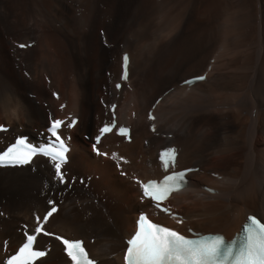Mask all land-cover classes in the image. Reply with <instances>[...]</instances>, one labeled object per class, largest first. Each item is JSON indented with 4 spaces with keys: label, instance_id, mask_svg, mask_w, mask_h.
<instances>
[{
    "label": "bare ground",
    "instance_id": "6f19581e",
    "mask_svg": "<svg viewBox=\"0 0 264 264\" xmlns=\"http://www.w3.org/2000/svg\"><path fill=\"white\" fill-rule=\"evenodd\" d=\"M28 41L36 45L17 50ZM125 52L130 82L116 93ZM205 72V82L180 85ZM160 97L153 134L147 116ZM111 102L133 141L106 137L104 158L91 139ZM72 116L70 186L54 183L42 158L0 169V264L34 234L49 200L60 207L51 231L84 239L99 264H124L137 214L157 215L140 185L159 175L169 145L181 150L180 168H199L171 200L185 218L179 229L232 238L248 215L264 222V0H0V150ZM42 240L52 249L35 264H68L58 243Z\"/></svg>",
    "mask_w": 264,
    "mask_h": 264
},
{
    "label": "snow or ice",
    "instance_id": "6c2138e0",
    "mask_svg": "<svg viewBox=\"0 0 264 264\" xmlns=\"http://www.w3.org/2000/svg\"><path fill=\"white\" fill-rule=\"evenodd\" d=\"M20 47H26L20 45ZM129 57L123 56V79L128 77ZM200 79H203L202 77ZM118 89L120 85L116 86ZM115 109V106H112ZM150 119L154 117L150 114ZM76 124L75 120L67 125L61 120H53L49 132L57 142L50 149L41 147H32L27 153H19L15 148H9L4 155H0V164H3L5 157L13 164H28L34 155L42 154L50 157L54 167L53 182L61 185L70 186L63 165L67 163V153L69 145L61 134L62 127H72ZM113 125H105L100 129V135L96 137V144L100 142L105 133L112 131ZM0 130H3L0 128ZM126 128H120L121 135L127 134ZM24 144V140L19 141ZM94 149L98 154L99 149ZM163 156L164 168L167 169L175 165V150L165 152ZM163 156L161 159H163ZM192 170H185L171 175H167L162 184L155 181L142 184L143 198L149 199L156 207L160 206L162 200L167 199L168 195L176 189L186 186L187 173ZM124 174V173H122ZM53 205L43 217V222L47 223L50 217L57 212L55 200H49ZM166 211V210H165ZM38 227L35 228V234H29L25 231V241L18 249V254H13L7 259L6 264H29L31 257H43L44 251H33L38 236L51 235L44 230V224L40 223L41 218L37 216ZM182 222V221H180ZM186 236L176 230L150 222L145 216L140 217L139 231L128 241L129 247L126 249L124 257L126 264H264V223H261L256 217H249L248 223L243 227L237 237L227 240L219 234H199L192 233ZM60 240L65 247L67 256L71 258L72 264H93L85 251L83 242L79 240L70 241L60 236L55 237Z\"/></svg>",
    "mask_w": 264,
    "mask_h": 264
},
{
    "label": "rangeland",
    "instance_id": "374dc122",
    "mask_svg": "<svg viewBox=\"0 0 264 264\" xmlns=\"http://www.w3.org/2000/svg\"><path fill=\"white\" fill-rule=\"evenodd\" d=\"M39 38H41V35H39ZM107 40V39H106ZM104 41V40H103ZM105 43H106V41H104ZM103 157L105 158V155H103ZM96 235H98V234H96Z\"/></svg>",
    "mask_w": 264,
    "mask_h": 264
}]
</instances>
